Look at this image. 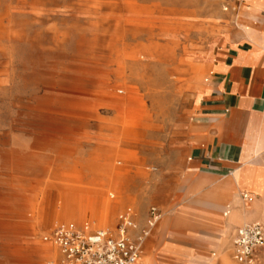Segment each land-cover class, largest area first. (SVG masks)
<instances>
[{
  "label": "rangeland",
  "instance_id": "rangeland-1",
  "mask_svg": "<svg viewBox=\"0 0 264 264\" xmlns=\"http://www.w3.org/2000/svg\"><path fill=\"white\" fill-rule=\"evenodd\" d=\"M222 1L0 0V264H58L50 230L72 221L115 229L127 207L135 237L152 206L162 213L143 264H211L232 249L242 221L229 239L186 237L168 222L181 206L199 100L194 66L235 32ZM93 194L112 202L107 225H94ZM243 208L257 218L258 203Z\"/></svg>",
  "mask_w": 264,
  "mask_h": 264
},
{
  "label": "crops",
  "instance_id": "crops-1",
  "mask_svg": "<svg viewBox=\"0 0 264 264\" xmlns=\"http://www.w3.org/2000/svg\"><path fill=\"white\" fill-rule=\"evenodd\" d=\"M263 12L264 0H246L235 18V32H223L214 41L218 46L194 66L193 87L199 100L184 139L188 163L178 194L181 206L168 219L183 236L210 233L229 239L234 208L244 214L243 205L255 203L259 205L257 218L235 229L252 221L264 224ZM212 23L207 34L213 32ZM207 67L211 80L204 84L202 74ZM238 167L245 169L246 181L236 176ZM243 193L252 195L254 201L244 202ZM237 202L242 206H232ZM230 248L210 260L211 264H239L230 253L233 245Z\"/></svg>",
  "mask_w": 264,
  "mask_h": 264
},
{
  "label": "built area",
  "instance_id": "built-area-1",
  "mask_svg": "<svg viewBox=\"0 0 264 264\" xmlns=\"http://www.w3.org/2000/svg\"><path fill=\"white\" fill-rule=\"evenodd\" d=\"M245 0H223L222 10L237 16ZM244 202L254 201L243 193ZM162 218L161 210L152 206L147 226L138 229L133 208L127 207L118 215L115 229L94 227L86 222H66L55 226L44 240L51 242L59 253L58 264H140L143 245ZM233 259L239 264H256L264 258V224L247 222L236 228L233 237Z\"/></svg>",
  "mask_w": 264,
  "mask_h": 264
},
{
  "label": "bare ground",
  "instance_id": "bare-ground-1",
  "mask_svg": "<svg viewBox=\"0 0 264 264\" xmlns=\"http://www.w3.org/2000/svg\"><path fill=\"white\" fill-rule=\"evenodd\" d=\"M142 24H144V23H142ZM122 102H124V100H117L116 101L117 104L122 103ZM104 195L105 194H100V195L99 194H93V195L90 196V197L94 198L93 199L94 201L100 203V205H99L98 208H93L91 210V212H93L95 216H98L97 217L98 220L94 222V225L95 226L107 225L108 224V221H109V218L106 215V211L112 206V202L111 201H108V200H105ZM111 195H113L112 197H114V194H111ZM83 205H85V204H83ZM95 207H97V206H95ZM41 211H42V209H41ZM244 211H245L244 214H240L239 212H236L233 215V217H232L231 220H234V221L235 220H238V221H242V222L246 221L250 216H249V211L248 210H244ZM77 222H81V221H77ZM140 264H143V257L140 259Z\"/></svg>",
  "mask_w": 264,
  "mask_h": 264
}]
</instances>
